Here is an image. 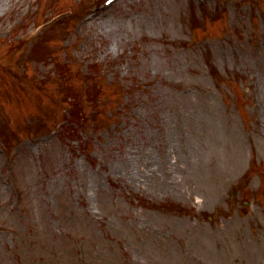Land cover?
<instances>
[{"label":"rangeland","instance_id":"1","mask_svg":"<svg viewBox=\"0 0 264 264\" xmlns=\"http://www.w3.org/2000/svg\"><path fill=\"white\" fill-rule=\"evenodd\" d=\"M102 1L0 0V264H264V0Z\"/></svg>","mask_w":264,"mask_h":264}]
</instances>
